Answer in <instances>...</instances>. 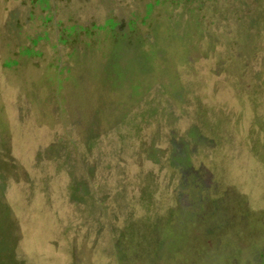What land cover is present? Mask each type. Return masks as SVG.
Returning <instances> with one entry per match:
<instances>
[{"label":"rangeland","instance_id":"obj_1","mask_svg":"<svg viewBox=\"0 0 264 264\" xmlns=\"http://www.w3.org/2000/svg\"><path fill=\"white\" fill-rule=\"evenodd\" d=\"M0 264H264V0H0Z\"/></svg>","mask_w":264,"mask_h":264}]
</instances>
